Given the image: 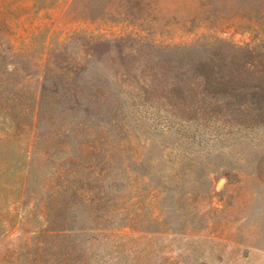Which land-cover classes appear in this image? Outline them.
I'll use <instances>...</instances> for the list:
<instances>
[{
    "label": "rangeland",
    "instance_id": "1",
    "mask_svg": "<svg viewBox=\"0 0 264 264\" xmlns=\"http://www.w3.org/2000/svg\"><path fill=\"white\" fill-rule=\"evenodd\" d=\"M229 44L264 53V0H0V264H264V120L189 59Z\"/></svg>",
    "mask_w": 264,
    "mask_h": 264
},
{
    "label": "trees",
    "instance_id": "2",
    "mask_svg": "<svg viewBox=\"0 0 264 264\" xmlns=\"http://www.w3.org/2000/svg\"><path fill=\"white\" fill-rule=\"evenodd\" d=\"M230 45L231 54L227 57L222 55L217 56L218 54L212 50H209L206 57L198 60L195 55L189 56V59L193 60L192 70L201 79L204 95L220 104L219 112L226 113L231 117L232 114L248 111L238 117L237 120L250 124L256 121L260 122V120H264V53L260 54V49L257 46H236L229 44V47ZM43 91L44 88L41 86L39 95L33 98V103L36 106V120L43 117L45 113L44 109L47 110L48 108L42 104L45 98ZM54 98L56 99L57 97ZM109 99V95L100 94L97 97V102L106 103ZM109 104L111 103L109 102ZM53 111L54 107L51 109V112ZM195 119L197 117L193 120ZM37 124L38 121L34 125V140H38V137L43 134L37 127ZM58 146V148H64V144L60 143ZM62 158L56 160L59 168L65 163ZM68 165L70 167L72 162ZM33 172V167L30 165V173ZM54 173L53 180H50V182H54L52 186L41 187L40 184L30 185V195L35 207L43 208L46 203V197H49L53 201L65 196L69 192L68 186L61 188L60 179L63 177L71 178L75 175V171L56 170ZM34 177L37 178L38 174ZM65 182L68 183L69 179ZM45 212L43 209L42 215ZM51 231H53L51 233L53 234L52 236L54 234L69 236L75 230L73 229V225H65L61 229H52Z\"/></svg>",
    "mask_w": 264,
    "mask_h": 264
}]
</instances>
